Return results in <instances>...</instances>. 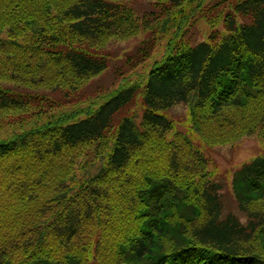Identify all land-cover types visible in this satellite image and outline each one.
I'll use <instances>...</instances> for the list:
<instances>
[{"label": "trees", "instance_id": "1", "mask_svg": "<svg viewBox=\"0 0 264 264\" xmlns=\"http://www.w3.org/2000/svg\"><path fill=\"white\" fill-rule=\"evenodd\" d=\"M117 1L0 0V74L6 68L17 73L13 80L21 75L48 83L58 93L54 108L90 102L82 110L48 112L39 118L42 124L0 140V264L91 263L81 256V243L93 225L91 237L115 248L113 254L106 248L108 262L124 264L128 260L118 259L119 254L131 251L133 264H264V156L245 164L237 179L235 190L242 191L239 208L245 221L234 212L225 213L223 187L209 180L196 191L198 204L189 202L197 211L196 222L182 214L193 222L187 228L194 244L179 245L182 248L170 256L159 248V241L171 236L172 213L188 208L178 199L181 176L188 172L182 164V148L191 146V141L177 133L171 147L164 144L166 134L174 130L167 112L193 97L196 107L209 106L216 126L224 128L223 120L231 122L225 118L228 110L239 109L264 89V0H227L231 4L222 16L225 38L217 30L208 41L188 47L179 42V51L155 66L143 81L126 83L155 51L153 39L144 41L128 56V70L120 73L124 80L119 87L94 107L97 97L75 98L78 85L110 68L111 56L94 48L111 32L134 30L126 28L132 9ZM149 1L161 6L162 18L194 0ZM149 17L157 20L159 15L152 12ZM29 31L34 37L31 42ZM83 40L93 44L79 46ZM55 60L63 66L60 79L49 66ZM65 75L71 78L67 85ZM22 96L0 89V111L26 110ZM136 107L142 112L140 124ZM88 146L99 149L86 162L88 179L68 186L75 173V164L67 161L69 151ZM162 160L172 176L168 172V178L152 181ZM96 161L101 163L99 168ZM141 174L138 193L133 187ZM114 217L122 218L120 225ZM105 223L107 228L96 232ZM127 224L129 229L122 231ZM192 245L202 248H187ZM100 250L92 251L96 258Z\"/></svg>", "mask_w": 264, "mask_h": 264}, {"label": "rangeland", "instance_id": "2", "mask_svg": "<svg viewBox=\"0 0 264 264\" xmlns=\"http://www.w3.org/2000/svg\"><path fill=\"white\" fill-rule=\"evenodd\" d=\"M230 1L194 0L188 3L182 10L173 12L169 17L161 18V6L158 8L156 3L154 6L149 0H118L117 2L132 9L133 16L132 19L127 22L126 28L134 30L125 34L111 32L102 40V43L96 45L94 49L99 51V53L111 56L110 68L103 75L78 85V93L75 98L79 97V100H82V98L88 99L97 97L94 107L99 106L100 103L103 102V98L106 97L107 92L116 90L124 80V78L120 76V73L128 70L125 64L128 56L135 54L139 48L143 47V44H145L143 42L147 41L149 38L153 39V45L155 46L152 57L149 61L135 69L134 76L129 77V75H127L126 78H129L126 80V83L127 81L133 83L143 81L155 66L163 63L179 51V42L181 45L183 44L185 47H188V45L193 44V42L208 41L210 35L217 30L220 32L223 31V34L220 36L225 38L226 34H224L222 16L228 11L227 6L231 4ZM53 11L55 12L54 14H56L57 9H53ZM152 12L159 15L157 20L153 17H149ZM175 13V18H170ZM169 18L171 21L166 22ZM54 22L55 21H53V23ZM21 25L24 26L25 24ZM67 25L66 23V26ZM48 32H52L49 27ZM27 34L29 35V42L34 40L30 31ZM175 34L179 36H175ZM57 41L58 40L55 42ZM92 44L93 43H90V41L83 40L79 46H85L87 48V45L91 47ZM35 45L38 46L37 42H35ZM61 64L62 63L58 60L49 64L50 68L53 67L54 75H59V71L63 68ZM63 73L65 74V72ZM15 76H17V73H13L6 68L3 69L2 74H0V89H9L22 94L23 96L20 98L25 99L24 102L27 109L0 111L1 141H8L16 135L23 133L25 130L42 124L43 120L39 118L45 117L48 112L53 115H58L59 113H67L69 112L68 110L86 109L90 104V102L84 101L80 105H74L75 103H72L68 105L64 104V106H61L62 108H54L59 104V102H57L58 93L54 92V89H52L48 83L36 81L33 77H20L21 75H18V77L13 80ZM57 79H60V75ZM63 79H67V85L71 78L69 75H65ZM51 82L56 84L54 81ZM262 90L264 91V89H261L254 97L251 96L248 103L240 106L239 109L232 108L228 110L225 118L228 117L231 122L223 120L224 128L216 126L217 122H214L210 117L211 109L208 108L209 106L207 108H197L195 105L196 103L192 102L194 101L193 97L190 99V102L180 104L167 112V115L174 121V130L166 134L164 144L171 147L174 141L173 139L177 133H179L182 138L186 136L189 138L191 146L182 148V164L188 172L187 176L185 174L181 176V182L179 184L181 197L178 199L181 201L178 203L183 205L185 202L188 208L183 209L181 214L178 212L172 213L173 215L171 216L173 219L171 218V225L169 226V233L171 236L159 241L162 246L159 247L161 248V252L168 253L166 256H170L172 252L182 248L179 247V245L185 247L186 245L194 244L190 236V230L187 228L188 225L193 227V222L188 223L189 221L182 214L189 216L193 219L194 223L196 222L198 217H196L195 213L197 211L193 208V204L189 202H195L196 205L198 202L196 191L200 189L203 183L209 180L223 187L222 195L225 213L234 212V214L245 221L243 211L239 208V194H241L242 191L240 190L238 194L235 187L236 184H238L239 188L240 182L237 181V179L243 166L257 157L264 156V131L260 130L261 127H264V94L260 93ZM97 92H100V98L97 96ZM45 97L57 103H48ZM216 97L218 100V96ZM64 102L66 101H62L61 103ZM135 111H137L138 114L136 121L140 124L142 122V112L138 107H136ZM30 117L34 119L33 123L25 122V120L27 121ZM105 147L106 146L103 148L101 147L103 153ZM98 151L99 149L97 146H88L81 151H69L70 156L67 161L75 164V173L73 179L68 182V186H74L76 183L81 184L88 179V165L86 162L95 155L97 156L99 154ZM165 151L166 150H164V152ZM58 163L62 164V160L56 162V165ZM95 166L99 168L101 163L96 161ZM155 169L154 173L158 175V177L152 178V181L168 178L166 177L168 176V172L172 176L167 165L164 164V160H162L161 165L157 166ZM92 171L93 170L90 169V173ZM142 175L143 174L135 177L139 185L134 184L133 189L138 193L140 187L143 185ZM138 193H135V195H138ZM33 196H35V193ZM33 208L34 209L30 212L34 214L37 208L36 204L33 205ZM181 217H183V219ZM112 220L120 225L122 218L114 217ZM180 223H183L181 227H179ZM126 226H121V230L127 231L129 229V224ZM103 227L107 228L106 223L102 226L99 224L96 232ZM95 228L96 225L91 227L89 236L81 243V256L85 260L88 259L92 261L88 264H117L115 262H108V258L105 256L107 252L106 248L112 254L115 252V250H113L115 248L106 247L105 245H107V243L100 239L94 240V236L91 237V233L93 234ZM132 228L135 230L137 226H133ZM116 230L119 232V229ZM106 232L108 234L110 233L109 231ZM192 246L193 247L187 248L199 250L202 248L195 245ZM121 248L123 247H119V249ZM96 249H101L97 258L92 253V251ZM126 255L127 254L123 255L121 251L118 259L128 260L124 264H133V260L128 256L131 255V251L128 253V257Z\"/></svg>", "mask_w": 264, "mask_h": 264}]
</instances>
